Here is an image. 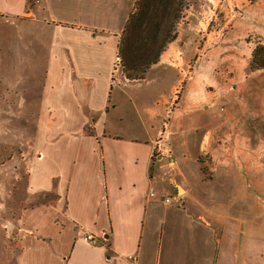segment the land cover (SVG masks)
I'll use <instances>...</instances> for the list:
<instances>
[{
  "label": "crops",
  "instance_id": "0c3cea01",
  "mask_svg": "<svg viewBox=\"0 0 264 264\" xmlns=\"http://www.w3.org/2000/svg\"><path fill=\"white\" fill-rule=\"evenodd\" d=\"M36 1L31 10L29 0H0V16L35 21L41 18L38 13L55 15L60 22L44 52L42 90L34 93L33 103L40 107L30 114L39 130L30 145L36 158L26 163L28 194L43 195L67 227L92 233L101 242L91 246L77 234L61 238L55 227L49 252L18 257L16 263L264 264V222L249 220L257 212L249 211L239 176L247 146L240 138L242 119L236 117V104H242V87L232 85L236 75L228 80L229 90L215 97L204 86L209 76L188 72L187 65L179 69L187 60L174 45L182 41L178 38L148 71L146 92L138 90L115 70L136 0ZM206 26L198 24L203 31ZM257 30L264 37V23ZM39 52H32L38 62ZM186 77L181 103L168 115V98ZM130 105L139 114L142 131L126 137L118 124ZM218 135L230 140L213 169L226 176L224 190L195 192L184 177L179 186V153H213ZM91 163L95 177L88 173ZM165 198L171 203H164ZM258 216H264L261 210Z\"/></svg>",
  "mask_w": 264,
  "mask_h": 264
},
{
  "label": "rangeland",
  "instance_id": "374dc122",
  "mask_svg": "<svg viewBox=\"0 0 264 264\" xmlns=\"http://www.w3.org/2000/svg\"><path fill=\"white\" fill-rule=\"evenodd\" d=\"M57 1L61 0H45L52 4ZM37 5L36 0H29L31 10ZM35 16L41 18L33 21L0 16V264H17L18 257L32 259L41 252L45 255L50 250L49 240L55 227L60 228L57 235L61 238H72L73 234H77L83 240L93 235L99 241L96 246L101 242V238L92 233L78 231L79 228L74 226L67 227L61 212L49 210L43 195L30 197L28 194L29 169L26 163L36 158L31 148L34 141L31 140L33 133L39 130L38 123L30 114L37 113L40 107L33 103L36 100L34 93L42 90L44 52L54 24L60 23L55 15L39 16L35 13ZM200 22L207 25L204 31L198 28ZM239 22L246 24L238 26ZM262 23L264 0H187V8L177 27V39L182 41L175 43L176 39L174 42L179 52L186 53L187 61L183 58L179 69H187V65L188 72L209 76V79H203L204 86L215 97L223 96L229 90L231 85L228 80L234 74L236 78L232 80V85L242 87L238 94L242 104H236V117L242 119L240 138L247 146V161L239 176L246 185L249 211L257 212L249 220L257 223L264 222V216H258L260 210L264 214V71L249 74L247 70L242 73L241 68L247 57L251 60L257 43H264V37L257 30ZM35 51H40L39 62L32 57ZM119 64V68L115 67V70L119 69L117 76L123 72L120 58ZM179 69L177 77L182 79ZM146 77L147 74L143 80L134 81L133 85L144 91ZM187 79L169 96L168 115L174 112L178 102L181 103L189 82ZM219 84L222 89H219ZM147 94L149 99L154 97L151 91ZM121 114L123 121L118 128L122 135L133 137L141 133L139 114L134 106H128L127 111ZM215 142L216 151L213 153H179V167L183 170L179 186L183 185L184 177L185 185L192 186L195 192L224 190L226 176L213 169L219 166V160L229 149L230 140L218 135ZM257 162H262V167H255ZM95 167L91 163L88 169L92 177L97 173ZM93 195L96 196L97 192Z\"/></svg>",
  "mask_w": 264,
  "mask_h": 264
},
{
  "label": "trees",
  "instance_id": "16d2710c",
  "mask_svg": "<svg viewBox=\"0 0 264 264\" xmlns=\"http://www.w3.org/2000/svg\"><path fill=\"white\" fill-rule=\"evenodd\" d=\"M187 0H137L121 35L118 57L128 80H143L177 39ZM264 70V43L253 50L247 72Z\"/></svg>",
  "mask_w": 264,
  "mask_h": 264
},
{
  "label": "built area",
  "instance_id": "2783aa9c",
  "mask_svg": "<svg viewBox=\"0 0 264 264\" xmlns=\"http://www.w3.org/2000/svg\"><path fill=\"white\" fill-rule=\"evenodd\" d=\"M118 62H117V64H116V67L117 68H119L118 66L120 65L119 64V58H118V60H117ZM174 106V105H176V104H171V106ZM170 110V109H169ZM163 135H164V133H163ZM151 196L152 197H155V194H151ZM164 203H166V204H169V203H171V199L170 198H165L164 199ZM83 241L84 242H86L87 244H89V245H91V246H96L98 243H99V241L93 236V235H88L85 239H83Z\"/></svg>",
  "mask_w": 264,
  "mask_h": 264
}]
</instances>
